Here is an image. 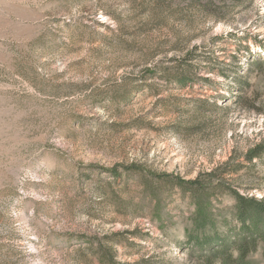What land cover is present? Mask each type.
<instances>
[{"label":"rangeland","instance_id":"obj_1","mask_svg":"<svg viewBox=\"0 0 264 264\" xmlns=\"http://www.w3.org/2000/svg\"><path fill=\"white\" fill-rule=\"evenodd\" d=\"M235 192L264 198V0H0V264H200Z\"/></svg>","mask_w":264,"mask_h":264},{"label":"trees","instance_id":"obj_2","mask_svg":"<svg viewBox=\"0 0 264 264\" xmlns=\"http://www.w3.org/2000/svg\"><path fill=\"white\" fill-rule=\"evenodd\" d=\"M255 155L256 150L251 151L247 160L252 162ZM181 184L187 185L196 201V228H202L209 223L213 225L210 218L211 202L206 200L207 196H210L205 190L208 186L200 183L198 179L182 180ZM234 196L237 202V220L240 222L238 231L221 236L211 226L212 233L191 237L195 239L200 264H246L247 255L257 250L259 241L264 239V198H249L238 192H235Z\"/></svg>","mask_w":264,"mask_h":264}]
</instances>
